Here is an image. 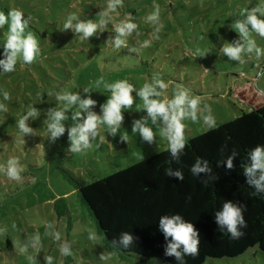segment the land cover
Masks as SVG:
<instances>
[{"label":"rangeland","instance_id":"374dc122","mask_svg":"<svg viewBox=\"0 0 264 264\" xmlns=\"http://www.w3.org/2000/svg\"><path fill=\"white\" fill-rule=\"evenodd\" d=\"M42 1L46 4L40 8L35 7V0H0V11L18 9L31 16L26 32L31 31L37 38L40 49L32 63L18 60L13 72L0 73V93H9L8 100L0 94V103L7 108L0 110V167L6 168L10 158H18L24 168L20 180L9 179L0 171V264H46L47 256L53 258V264H137L133 257L121 256L105 245L68 174L92 181L165 149L166 141L157 135L156 143L149 145L131 133L133 119L146 115L135 93L133 107L122 110L124 120L117 134L110 136L106 126L99 125L92 147L83 153L67 151L71 112L79 109H69V120L64 122L66 131L55 141L47 138V110L62 107L55 94L68 91L96 100L91 110L99 115L100 105L110 96L105 84L127 80L139 88L150 83L156 73L168 84L164 97L170 99L173 90L183 86L191 95L201 97V108L207 104L217 123L251 110V104L264 103V74L257 77L259 67L264 69V56L257 59L245 55L241 65L220 54L219 47L238 36L230 27L242 11L255 6L258 0H121L114 11L107 8L109 0ZM157 7L159 32L146 19ZM34 10H41L43 15ZM105 11V29L88 40L63 30L70 14L99 22ZM128 14L138 27L123 37V46L115 48L114 27L128 19ZM2 31H7V25ZM252 35L264 48V38ZM145 40L150 41L149 46L141 47ZM197 48L210 53L199 57ZM84 87L90 93H84ZM30 105L38 112V117L26 121L34 135L23 136L17 121ZM184 123L186 138L207 130L199 119ZM120 134L129 137L128 143L120 142ZM100 136L104 137L102 141ZM47 224L60 233V240L45 235ZM89 230L97 234L96 240L88 239ZM36 234L40 244L34 248L29 241ZM65 241L71 244L70 256L59 252ZM101 253L112 255L101 261ZM204 264H264V254L248 250L234 258Z\"/></svg>","mask_w":264,"mask_h":264},{"label":"clouds","instance_id":"9594fccd","mask_svg":"<svg viewBox=\"0 0 264 264\" xmlns=\"http://www.w3.org/2000/svg\"><path fill=\"white\" fill-rule=\"evenodd\" d=\"M121 0H109L107 8L115 10ZM146 19L156 25V32H159L160 13L157 7L151 12ZM30 15H25L18 9H10L7 13L0 11V33L3 35V42L0 43V73H10L15 70L19 61L30 64L39 56L40 49L37 38L29 27ZM108 23L107 11L101 13L99 22L91 19L81 20L75 14L67 16L63 23V30H71L74 34L79 35L81 40H88L89 37L103 31ZM7 25V31L3 32L4 26ZM138 25L134 22L131 14L128 19L115 25V35L112 37L113 47L120 48L125 44L123 37L131 34ZM238 36L230 42H223L219 47V53L227 57L229 61H235L238 64L245 63V55H254L257 59L264 56V48H261L253 38V33L264 38V0H258L255 6L242 11L240 17L230 27ZM150 41H143L141 47L149 46ZM210 53V50L196 49V54L203 57ZM264 74V69L257 73L259 78ZM103 78L101 77V80ZM100 81H97L99 84ZM104 87L110 90V96L106 102L100 105V114L91 110V106L96 105L97 101L90 96L81 98L78 92L61 91L55 94L58 102L62 107L49 108L47 110V138L49 141H55L65 133V121L69 120L68 111L74 106L79 110L71 112L73 123L67 127L68 147L67 151L71 153H83L92 147V141L98 135V126H106L107 133L115 136L120 130L124 115L122 110L131 109L134 104V96L142 101V108L146 115L139 119H133L131 123V133L138 134L141 141L149 145L156 143L155 137L158 135L166 141V149L173 159H177L184 151L186 144V125L185 120L196 122L198 119L207 129L211 130L217 127V121L207 104L201 108V97L191 95L189 90L183 86H178L173 90L172 97L169 99L163 96L168 84L162 79L159 73L153 75L151 82H145L137 88L127 80H118L111 84H105ZM84 93H90L88 87L82 89ZM3 98L9 99V93L3 91ZM163 97V98H162ZM141 107V105H137ZM0 110L7 111L4 104L0 103ZM29 117L35 119L38 112L35 107L30 105L27 112L17 121V126L21 135L33 134L34 129L27 126L26 121ZM153 126H155V131ZM104 139L100 136V140ZM129 137L120 134V142L128 143ZM237 155L233 150L225 160V166L232 168L233 157ZM0 171L12 180H20L24 168L19 164L18 158H10L6 161V168L0 167ZM193 176L199 173L210 174L211 168L207 161L201 162L197 159L190 169ZM257 173H259L257 177ZM167 176H175L183 179L179 170L173 171L170 168L164 170ZM244 175L248 178L247 183L253 185L258 191H264V144H257L247 153V163L244 166ZM212 179H215L213 176ZM207 183V181H202ZM216 222L221 228L226 227L227 231L234 239H239L243 233L238 226L244 227L245 220L242 215V208L232 202H225L222 209L215 214ZM159 230L165 238L171 237L167 244L165 255L175 256L179 264H184L182 253L190 255L193 258L198 254V234L191 222L185 221L179 214L162 215L158 220ZM51 235L54 240H60V233L55 230L52 224L45 225V235ZM97 234L92 230L88 232L89 240H96ZM133 235L130 232L122 231L118 236V243L123 249H128L133 243ZM29 244L36 248L40 244L39 234L33 235ZM117 244L114 237L111 241L112 247ZM179 249V250H178ZM21 248V251H24ZM59 252L63 256L72 255V247L68 242H62L59 246ZM111 253H101L99 259L107 261ZM46 264H53L51 256L45 257Z\"/></svg>","mask_w":264,"mask_h":264},{"label":"trees","instance_id":"16d2710c","mask_svg":"<svg viewBox=\"0 0 264 264\" xmlns=\"http://www.w3.org/2000/svg\"><path fill=\"white\" fill-rule=\"evenodd\" d=\"M35 2L40 8L46 4ZM251 105V110L218 122L216 128L186 138L177 159L165 148L89 182L68 174L105 245L137 264H179L175 256L165 255L171 237L166 239L158 227L160 216L179 214L193 224L199 240L196 257L182 253L184 264L234 258L248 250L264 254V191L248 184L244 175L247 153L264 144V103ZM233 150L237 155L229 169L224 162ZM197 159L208 162L210 174L193 176L190 169ZM166 168L179 170L183 179L165 175ZM225 202L242 208L245 226H238L243 233L239 239L216 222L215 214ZM122 231L134 237L128 249L118 243ZM114 237L117 244L112 247Z\"/></svg>","mask_w":264,"mask_h":264},{"label":"built area","instance_id":"2783aa9c","mask_svg":"<svg viewBox=\"0 0 264 264\" xmlns=\"http://www.w3.org/2000/svg\"><path fill=\"white\" fill-rule=\"evenodd\" d=\"M261 70H262V67H259V70H258V72H260ZM258 72H257V73H258Z\"/></svg>","mask_w":264,"mask_h":264}]
</instances>
